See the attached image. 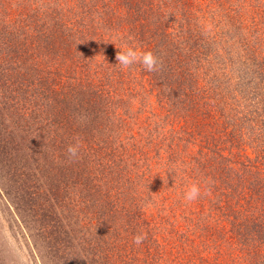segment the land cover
I'll list each match as a JSON object with an SVG mask.
<instances>
[{"label": "rangeland", "instance_id": "1", "mask_svg": "<svg viewBox=\"0 0 264 264\" xmlns=\"http://www.w3.org/2000/svg\"><path fill=\"white\" fill-rule=\"evenodd\" d=\"M191 1L195 3L198 14L204 12L206 17L215 15V20L221 16L220 7L217 6L221 0ZM245 1L237 0L251 9L253 5L264 9V0H249L251 5ZM125 2L0 0V264H124L128 259H132L133 264H174L175 254L172 251L183 243L192 247L198 243L195 241L200 237L194 235V229L190 227V223L194 224L190 217L197 209L193 208L188 212L189 207L180 204L181 198L176 194V202L179 203L169 204L174 189L164 186L165 182L159 185L167 178L166 173H169L164 169L166 160L160 158L162 156L158 149L156 152L154 147L149 146L142 149L148 152L145 156L148 163L137 169H133L136 166L130 164L129 168L133 170L129 169L127 172L135 182L132 183V188L136 195L135 199L131 198L134 205L130 203L132 211L137 208L134 216L140 222L151 220L147 225H141L147 226L149 230L146 233L150 237L148 240L136 243L128 234V238L135 243L134 249L130 250L134 257L130 251H126L127 248L125 254L123 251L116 252L115 248L108 250L105 244H101L99 240L110 236L102 235L104 229L108 230L111 226L92 230L97 222L95 217L87 221V225L83 219L76 224L70 254L53 256L49 248L51 243H55L53 230L57 224L54 220H38L40 212L35 209L41 205L50 216L52 214L51 218H55L59 211L68 220L77 219L79 210L84 211L87 216L95 213L98 215L102 211L100 206L106 202L107 197L101 183L92 182L95 185L92 189H96V192L87 193L79 186V182L73 184L70 180L67 183L60 176L65 174L77 178L71 170L75 169V160L81 162L78 166H83V153L88 158L85 163L87 171L97 174V180L101 176L104 177L102 180L110 182L112 180L108 176L117 178V183L109 188L115 193L113 200L120 206L127 203L120 202L119 199L130 201L123 191L119 192L124 188H119L118 170L112 168L102 172L104 165H107L105 151L109 147L103 143L111 142V148L120 150L124 145L132 146L134 141L133 152L128 147L127 152L132 157H138V144L149 140L146 135L148 128L156 123L149 121L148 128L143 129L146 126L140 122L142 118L151 116L152 107L148 104L155 99V91L146 92L145 86L135 82L136 63L124 67L116 60L119 50L131 47L142 51L144 46L135 35L137 32L132 29L134 25L140 26V21L130 15L133 12L130 8L127 9ZM199 2L202 3L200 12ZM28 13L33 15L29 16ZM128 16L131 20L126 21ZM150 31L153 29H146L144 35L150 34ZM130 68L132 69L129 70ZM119 69L121 73H118ZM59 81H64L66 85H77L76 91L86 89L87 83L92 84L93 89L99 92L96 93L97 99L108 102V109L105 111L111 112L112 120L108 121L101 116L99 121L89 123L88 131L92 130L94 136H82L76 123L72 127L70 123L63 122L65 118L62 115L69 111L71 104L64 107L62 101L65 98L72 102L74 98L85 94L66 92ZM104 93L113 98L109 101ZM160 116L153 118L158 121ZM155 134L158 138L159 134ZM92 137L94 138L91 139ZM100 140L102 141L98 143ZM70 145L77 148L75 155L68 152ZM101 159V167L90 168L91 161L96 163ZM124 178L126 177L121 180ZM155 181L158 182V191L164 192L168 197L166 201L163 198L160 200L162 195L154 196L152 190L147 198L141 197L147 195L145 192ZM126 183L124 182V187ZM48 188H51L50 192L55 197L63 198L60 209L54 208L50 199L43 201L38 195L46 193ZM150 196L157 198L154 205L148 203ZM142 199L145 200L143 204L140 203ZM66 204L69 211L65 208ZM162 206L165 210L156 209ZM150 211L151 219L145 216ZM180 215L189 222L187 226ZM112 217L117 218L115 213ZM176 217L184 224L183 227L176 223ZM131 218L129 217L131 222H128L130 228L134 223ZM117 221L118 219V224ZM196 221L201 222L202 218ZM89 227L91 232L87 230ZM185 238L193 239L194 242ZM230 249L228 247L230 254H225L222 258L224 263L235 260ZM189 262L197 263L196 251L187 263ZM200 262L198 261L199 264H205ZM247 263L248 261L243 260L237 264Z\"/></svg>", "mask_w": 264, "mask_h": 264}, {"label": "trees", "instance_id": "2", "mask_svg": "<svg viewBox=\"0 0 264 264\" xmlns=\"http://www.w3.org/2000/svg\"><path fill=\"white\" fill-rule=\"evenodd\" d=\"M124 2L127 9L130 8L133 12L130 15L140 21V26L134 25L132 29L137 32L135 35L141 44H144L141 52L151 51L156 57V65L152 71L147 70L139 61L135 62V82L145 86L146 92L155 91V99L148 104L152 107L151 116L140 120L146 126L142 128H148L149 121L156 124L148 128L146 135L149 140L138 144V157H132L127 152V147L133 152L134 141L132 146L124 145L120 150L111 148V142L103 143L109 147L105 151L107 165L100 172L104 173L106 169L109 171L112 168L118 170L119 188H124L119 192L123 191L124 196L130 199L128 202L126 199H119L120 202L127 203L126 207L113 200L115 193L109 189L117 178L108 176L112 180L110 182L102 180L101 176L97 180L98 175L87 171L85 167L88 158L84 153L83 166H78L81 162L75 160V169L71 170L77 178L60 175L67 183L70 180L73 184L79 182V186L87 193L96 192V189H92L94 183H101L107 199L100 206L102 211L98 215L95 213L87 216L84 211L79 210L78 220H68L59 211L55 218H51L52 214L50 216L43 205L36 208L41 216L38 220H54L57 224L53 230L56 244H50V254H70L75 226L80 219L85 220L87 225V221L95 217L97 222L92 230L111 226L108 230L104 229L102 234H109V238L102 241L98 239L108 250L115 248L116 252L123 251L126 254V251L134 249L135 243L131 238L135 239L137 235H142V240L150 238L146 235L149 231L147 226L141 225H147L151 220L140 222L134 216L137 208L132 211L134 204L131 198L136 195L132 183L135 182L127 175L128 171L148 163L145 157L148 152L142 149L149 146L154 147L156 152L158 149L162 156L160 158L166 160L164 169L169 173H166L167 178L159 185L165 182L164 186L174 189L169 204L179 203L176 202L178 195L181 198L180 204L189 207L188 212L193 208L197 209L190 217L194 220L190 227H193L194 235L200 237L195 241L198 243L193 247L187 243L178 246L179 249L172 251L175 254L173 263L199 264L198 261H201L205 264H237L245 260L248 261L247 264H264V9L258 5H253L251 9L237 0H221L217 4L221 16L215 20V15L206 17L204 12L198 14L195 3L191 0ZM245 2L251 5L249 0ZM208 3L209 1L205 5ZM201 5L199 2V12ZM108 11L112 14V11ZM31 14L28 13L29 16ZM127 20H131L130 16L126 17ZM149 28L153 31L145 36L144 31ZM143 38L146 40H141ZM118 73H121L120 69ZM64 83L59 81L66 92H81L86 97L74 98L72 102L63 98L64 107L71 104L69 111L62 115L65 118L63 122L70 123L72 127L76 123L82 136H94L92 130L88 131L89 123L99 121L101 116L108 121L112 120L111 112L105 111L108 109V102L97 99L99 92L93 89L92 84L87 83L86 89L76 91L77 85ZM107 96L109 101L113 98L109 94ZM124 98L126 97H120ZM158 116L160 117L156 121L154 118ZM154 132L159 134L158 138ZM97 162L91 161L90 168L101 167L102 159ZM130 164L136 167L130 169ZM124 176L126 181L121 180ZM124 182H127L125 187ZM193 184L199 187V195L196 199L187 200L184 194ZM158 189V182L155 181L145 192L147 195L141 197L147 198L152 190L154 196L162 195L160 200L163 198L166 201L168 197ZM50 191L51 188H48L46 193L37 194L43 201L50 199L53 207L60 209L63 198L55 197ZM143 199L141 204L145 202ZM149 199L148 203L153 205L157 202L155 197L150 196ZM65 208L69 211L67 204ZM162 208L164 206L156 209ZM114 213L116 219L112 217ZM145 216L151 219L152 211L145 213ZM180 216L187 226L189 222L183 215ZM129 217L134 221L131 228L128 227V222H131ZM200 218L201 222L196 221ZM178 219L176 217V223L183 227L184 224ZM74 220L77 222L74 223ZM87 230L90 231L91 228ZM185 239L194 242L193 239ZM228 247L235 260L224 263L222 258L225 254H230ZM194 251L197 252V263H187ZM130 252L134 257V253ZM124 264H133L132 259Z\"/></svg>", "mask_w": 264, "mask_h": 264}, {"label": "clouds", "instance_id": "3", "mask_svg": "<svg viewBox=\"0 0 264 264\" xmlns=\"http://www.w3.org/2000/svg\"><path fill=\"white\" fill-rule=\"evenodd\" d=\"M117 63L120 65L127 67L131 64L139 61L142 63L147 70L152 71L156 65V57L151 51L141 52L137 49L128 47L123 50H119L116 55ZM68 152L72 155H75L77 152V148L75 146H69ZM200 189L197 185L193 184L190 188L185 192V199L193 200L196 199L199 195ZM143 239L142 235H137L135 237V242L140 243Z\"/></svg>", "mask_w": 264, "mask_h": 264}]
</instances>
